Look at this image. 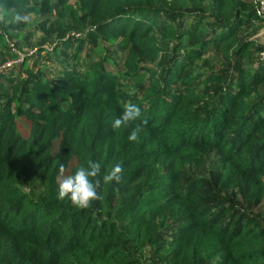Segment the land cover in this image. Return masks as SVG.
<instances>
[{
  "label": "trees",
  "instance_id": "trees-1",
  "mask_svg": "<svg viewBox=\"0 0 264 264\" xmlns=\"http://www.w3.org/2000/svg\"><path fill=\"white\" fill-rule=\"evenodd\" d=\"M1 1L35 11L30 0ZM37 1L40 13L82 35L60 25L52 50H39L57 58L75 48L72 68L55 81L33 73L22 84L12 69L1 73L0 264H147L169 215L177 225L167 230L180 235L165 253L173 264H264L261 237L235 208H264V46L243 36L264 24L256 0H211L208 16L189 12L190 0ZM105 45L123 55L121 70L94 60ZM168 45L163 71L139 65ZM206 58L201 84L213 89L183 93V71ZM122 72L135 81L125 101L116 89ZM126 104L141 117L113 129ZM137 123L143 130L130 142ZM88 159L101 165V181L115 163L124 171L81 210L57 199L58 169L74 174ZM197 232L218 239L215 261L185 252Z\"/></svg>",
  "mask_w": 264,
  "mask_h": 264
},
{
  "label": "rangeland",
  "instance_id": "rangeland-1",
  "mask_svg": "<svg viewBox=\"0 0 264 264\" xmlns=\"http://www.w3.org/2000/svg\"><path fill=\"white\" fill-rule=\"evenodd\" d=\"M192 8L189 12L200 13L205 16L211 15V0H190ZM40 2L37 0H30L27 7H33L35 11L27 14L29 21L22 23L21 28L12 27V10L16 6L8 5L0 0V35L3 36V42H0V67L7 65L9 62L16 59H21L17 65L6 69H12L8 71L10 75L13 74L18 81L22 84L27 77L33 73L42 74L49 81H55L57 77L63 74L62 69L65 67L71 69L74 62L75 48L67 52H61L57 58H49L46 53H39V50H46V52L52 49V46L57 41L58 33L60 32V25L62 27H69V30H75L72 35L75 37H81V32L76 27L67 24L66 19L60 18L58 15H43L38 11ZM163 18V17H162ZM59 23V25L57 24ZM73 28V29H70ZM79 30V31H78ZM243 36L254 38L257 40L260 46H264V24H256L251 29L245 31ZM87 47L83 51L80 62H83L86 58ZM172 56V45H168L161 51L157 59L150 63L148 61H139V65L152 69V74L163 71ZM47 57V58H46ZM94 60L99 61L111 68H117L121 70L123 64V55L116 50L109 48L105 45L100 55H96ZM25 64L20 66L21 64ZM4 69H0L1 73ZM81 66H78L80 72ZM211 72V62L208 58L198 61L188 70L183 71L181 77L184 83L189 85L188 87L181 88L183 93H186L188 89H192L195 93L204 95V92H208L213 89L210 86H204L203 83L207 75ZM124 78H122L117 84V92L119 97L125 101L126 97L132 94L135 90V81L129 78V75L122 72ZM6 93V91L4 92ZM23 129L26 127L23 125ZM23 130V131H24ZM248 155V154H247ZM65 175H69V168L66 169ZM227 205L232 206L228 203ZM238 210V217H245L243 228L250 229L252 232L261 237L262 244L259 246L264 249V208L262 213L246 211L240 204L235 206ZM235 216V215H234ZM236 216V217H237ZM230 218V214L226 216V219ZM225 219V220H226ZM177 224L168 216L165 226L163 227V242L155 249H148L146 252L145 261L147 264H173L172 257L165 256L172 249L179 246L177 243L179 236L174 234L172 230H167V227H175ZM218 239L209 234L195 233L184 240L183 248L188 255H191L195 250L203 251L208 257L209 261H215L214 251H216V245Z\"/></svg>",
  "mask_w": 264,
  "mask_h": 264
},
{
  "label": "clouds",
  "instance_id": "clouds-1",
  "mask_svg": "<svg viewBox=\"0 0 264 264\" xmlns=\"http://www.w3.org/2000/svg\"><path fill=\"white\" fill-rule=\"evenodd\" d=\"M12 12V21L14 23L20 24L29 21V16L25 14L22 9H13ZM140 117L141 109L139 106L126 104L122 115L114 120L112 127L113 129H120L122 126H128L129 124L136 122ZM142 124L146 125L147 121H142ZM142 130V125L137 123L128 136L129 141L136 142ZM123 171V166L120 163H115L103 174L101 181V165L91 159L87 160L86 166L78 168L74 174L69 175H65V166L61 164L58 169L59 175L57 177V199L63 201L67 198L71 201L73 206L81 210L88 209L94 201L102 199L99 193L101 183H119L122 180Z\"/></svg>",
  "mask_w": 264,
  "mask_h": 264
},
{
  "label": "built area",
  "instance_id": "built-area-1",
  "mask_svg": "<svg viewBox=\"0 0 264 264\" xmlns=\"http://www.w3.org/2000/svg\"><path fill=\"white\" fill-rule=\"evenodd\" d=\"M256 2H257L258 13L260 17L264 19V0H256ZM263 44H264V41H263ZM19 62H21V59H16L14 61L9 62L7 65L0 67V69H6L9 67H12L14 65H17Z\"/></svg>",
  "mask_w": 264,
  "mask_h": 264
}]
</instances>
